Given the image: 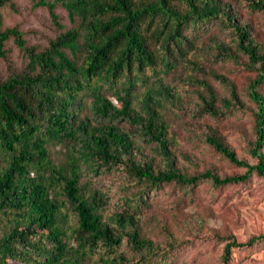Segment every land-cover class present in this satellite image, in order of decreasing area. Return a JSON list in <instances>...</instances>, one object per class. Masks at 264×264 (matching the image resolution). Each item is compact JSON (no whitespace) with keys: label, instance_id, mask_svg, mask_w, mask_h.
<instances>
[{"label":"trees","instance_id":"1","mask_svg":"<svg viewBox=\"0 0 264 264\" xmlns=\"http://www.w3.org/2000/svg\"><path fill=\"white\" fill-rule=\"evenodd\" d=\"M10 1L0 0V6ZM32 1L48 8L59 29L64 25L57 20L58 4L75 25L38 50L26 44L17 27L2 28L0 19V58L6 56L5 42L11 36L28 58L22 71L0 80V264H133L117 249L124 240L136 252L157 249L142 233L135 211L104 216L108 196L83 180L87 169L98 174L102 167L124 166L139 182L152 187L171 181L195 185L206 178L224 185L245 181L253 173L264 176L260 150L264 147V93L258 90L264 80V52L253 37L251 24L234 21L229 3ZM245 1L264 14V0ZM220 16L233 28L237 48L247 54V65L256 71L249 96L258 105L251 148L255 163L239 158L218 134L207 135L218 152L245 168L243 173L222 177L209 169L186 173L175 166L163 111L179 96L157 70L162 65L169 71L175 66V54L184 55L188 42L182 34L184 25ZM217 46L222 58L236 57L230 46ZM206 88L209 97H203L202 110L218 115L213 91L208 84ZM108 93L117 103L110 101ZM137 98L139 110L134 107ZM119 119L130 121L135 130L119 128L114 122ZM134 134L154 146L162 166L142 152ZM53 143L64 145V161L51 159ZM263 237L253 236L246 242L231 237L224 258L233 247L251 245ZM95 252H99L97 258Z\"/></svg>","mask_w":264,"mask_h":264},{"label":"rangeland","instance_id":"2","mask_svg":"<svg viewBox=\"0 0 264 264\" xmlns=\"http://www.w3.org/2000/svg\"><path fill=\"white\" fill-rule=\"evenodd\" d=\"M222 1L230 4L235 22L246 20L251 24L253 37L264 52V14L250 8L245 0ZM55 13L63 29L58 28L46 6H37L32 0H11L0 6L2 28L17 27L26 44L38 50L60 31L75 25L61 5H56ZM182 34L188 41L184 55L175 54V66L169 71L162 65L157 67L158 75L172 84L179 96L163 111L175 166L186 173L209 169L220 177L243 173L244 167L229 161L206 138L216 133L239 158L257 161L251 148L256 139L258 105L249 96L256 71L247 65V54L237 48L233 28L222 16L188 23ZM220 43L230 46L236 57L222 58L217 46ZM5 48L6 56L0 58V80L22 71L28 61L13 36L6 40ZM66 52L70 55L68 49ZM147 74L155 77L149 69ZM207 84L215 96L214 106L221 112L218 115L202 110L203 97H209ZM258 90L264 93V80ZM107 97L117 103L112 94ZM134 107L139 110L138 98ZM114 122L123 130H135L126 119ZM133 137L140 142L142 152L162 166V157L153 151L154 146H147L141 135ZM49 148L53 162L66 159L63 144L53 143ZM260 150L264 154V147ZM83 180L107 194L104 216L135 211L142 233L154 241L157 249L149 253L132 250L125 240L117 247L133 264H264V237L251 245L233 247L224 258V247L231 237L246 242L253 236H264V176L253 173L245 181L224 185L206 178L195 185L171 181L152 187L139 182L124 166H111L102 167L98 174L87 169ZM98 253H94L95 258Z\"/></svg>","mask_w":264,"mask_h":264}]
</instances>
